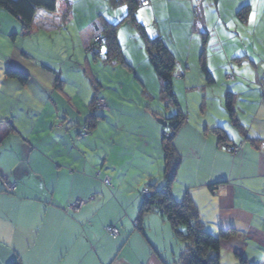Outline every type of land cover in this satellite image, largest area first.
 I'll return each instance as SVG.
<instances>
[{
	"label": "crops",
	"instance_id": "crops-1",
	"mask_svg": "<svg viewBox=\"0 0 264 264\" xmlns=\"http://www.w3.org/2000/svg\"><path fill=\"white\" fill-rule=\"evenodd\" d=\"M171 1L175 2L167 6L170 16L177 11L181 2L185 4L182 8L187 6V15L184 14L183 19L174 24H184L189 38L194 36L196 25L201 28L199 30L203 38L200 39L202 48L198 64L200 65L203 54L207 69V26L204 25L203 12L198 15L194 0ZM244 7L249 8V13L242 25H248L251 6L242 5L240 9ZM151 10H156L154 0H148V5L139 8L135 15L136 20L144 25L141 16L146 15L147 18ZM234 15L236 18V14ZM232 19L231 15L227 16V20L234 23ZM218 21L219 28L216 27L215 32L223 30L228 38H233V34L229 32L231 29H228L232 26L223 23L220 13ZM33 24L34 29L52 32L59 28L60 22L54 13L37 11ZM144 27L147 30L145 25ZM153 28V38H160L166 45L161 31L157 26ZM233 28L236 31L234 35L239 38L237 26ZM164 33L168 37L172 35L169 28L164 29ZM14 41L15 37L11 39L12 43ZM259 42L264 47V40ZM166 47L174 55L167 45ZM143 51L142 46L137 57L140 61L145 57L148 66L147 55ZM121 52L125 63L128 62L126 55ZM247 53V50H236L232 56L248 60ZM19 54L31 70L22 63L14 62L7 69L25 72L30 76L29 83L22 87L5 78L4 73L1 75L0 96L8 101L1 100L3 102L0 103V264H10L14 260H18L20 264H173L178 251L165 254L161 232L156 230L159 226L165 229L167 224L163 220L156 219L151 212L142 217L139 230L133 227L138 221L142 204L138 181H144L143 178L146 177L144 166L157 158L156 143L163 132L161 126L152 122L148 127L145 125L142 132L130 139L132 144L125 145L129 138L120 130V125L113 127V134H98L97 129L105 120L101 116L103 119L98 121L89 137L75 141L71 134L78 128L83 132L86 119L90 115H86L85 121L74 123L71 109L75 110V105L71 95L65 90V78L62 80L61 90H56L53 88V74L42 66L51 69L50 67L33 59L25 51H20ZM224 59L230 62L229 53H224ZM180 66L183 68L180 69L178 78L184 77V71L187 70L184 64ZM58 73L61 78L62 72L58 70ZM245 89L247 91H243ZM226 93L233 95L234 116L243 132L234 129L236 134L230 132L228 135L224 131L223 123L215 120L212 123L210 120L197 122L192 127H188L186 121L174 141L175 150L182 159V166L176 179L180 186L175 187V182L172 192L176 201L186 191L189 192L199 209L204 226L211 225L205 226L209 233L214 234L216 229L212 225H216L223 230H235L245 241L249 238L256 241L254 249L262 253L258 259L250 258L243 250L235 249L233 253H243L252 264H264V101L261 103L264 100L261 99L264 98V72L238 75L224 94ZM242 95L250 96L242 101L246 106L256 105V108H248L243 119L237 111ZM98 98L103 97L98 95ZM223 103L220 100L219 109L225 112ZM88 106L85 109L89 113ZM107 109L111 113L112 104L109 103ZM10 127L15 131L8 133ZM208 127L221 128L226 133L229 146L236 150L235 155L227 152L225 147L217 146L216 138L205 131L209 130ZM77 140L86 142V146H92L94 150L97 145L108 148L102 155L104 157L99 159L101 170L98 169V176L94 174L97 170L96 163L91 162L88 157L82 159L83 153L77 152ZM116 146L117 152L120 148L130 150L131 167L126 171L135 168V176L140 172L136 181L133 178L126 183L129 184L128 187L126 184L121 187L120 184L123 183L114 179L115 174H120L116 167L106 168V172H112L111 178L107 177L108 173H103L104 168L109 165V152L116 151ZM204 157L206 162H217L208 176L205 175L208 169L205 168L203 174L198 171L199 162ZM186 160L187 164L184 163ZM78 161L83 164H77ZM195 161L197 166H194ZM104 177L113 186L110 184L107 187L102 183ZM5 182L13 185L12 191L6 188ZM213 184L218 185L211 193L208 186ZM75 199L84 200L86 204L77 214H68L67 205ZM206 202L208 203L205 204ZM108 226L119 230L118 237L111 238L105 233L104 229ZM167 234H171L170 229Z\"/></svg>",
	"mask_w": 264,
	"mask_h": 264
},
{
	"label": "rangeland",
	"instance_id": "rangeland-1",
	"mask_svg": "<svg viewBox=\"0 0 264 264\" xmlns=\"http://www.w3.org/2000/svg\"><path fill=\"white\" fill-rule=\"evenodd\" d=\"M55 1L56 11L54 16L59 21L65 19V7L69 6L71 13L68 17V22L60 24L59 28L52 32H45L43 29L39 30V28L34 29L29 37H22L20 35L21 27L18 22L0 10V94L2 90L1 75L11 62L15 64L22 63L29 71L31 70L21 57V54H19L20 51H25L26 54L39 62L45 63L53 71L58 72L60 70L62 72L61 78L62 80L65 78L64 80L66 81L65 90L71 95V100L75 105V110L71 109V119H74V123H81L90 115L85 106L87 107L92 99L93 90L88 81L89 76H86L84 71L86 70L88 74L93 76L94 80L100 85L98 95L103 97L105 103L108 100L106 107L110 103L113 109L111 113L107 109L104 110V113L102 111H94L96 116H104L105 118L102 126L97 129L99 135H103L105 132L109 135L113 134V127L120 125V130L129 138L125 145H129L132 144L130 139H133L135 134L142 132L145 125L148 127L151 122L160 125L158 121L169 119L175 115V109L165 106L163 101L160 100L161 86L151 66L146 65L145 57H142V61L137 57L139 48L143 46V43L132 26L131 20L126 18L124 21L127 11L120 13V9L126 7V5L111 7L109 0ZM172 2L175 1L154 0L156 10L149 11L147 18L146 15L144 17L141 16V22L146 26L147 33L152 39L155 36L153 27L157 26V29L162 33L161 35L164 36L166 45L175 55L177 66L172 80V91L182 111L186 112L188 127H192V124L200 123L204 120H210L211 123L215 120L223 123L224 131L228 135H230V132H235L234 134H236L234 127H230V123H227L225 112L219 109V103L220 100L224 102V93L228 87L232 86L235 77L246 73L260 74L261 71L262 73L264 72V47H261L259 42L264 40V0H218L215 2L216 4L213 0H194V7L198 9V15L203 12L204 25L207 26V35L205 34L207 36H205L207 40L205 46L206 66L211 73L214 84L207 83L205 77L201 75L200 65L198 64L202 48V40L200 41V39L203 38L199 30L201 28L196 25L194 36L189 38L184 24H174L176 21L183 19L184 14L187 15V6L182 8L185 4L181 2L178 4L177 11L170 16L167 6ZM242 5L251 6V18L248 25H242L234 17V14ZM219 13L222 21H224L223 23L232 26L228 29H231L229 32L233 34V38H228L223 30L215 32L216 27L219 25ZM230 15L233 17L232 21L234 23L227 20V16ZM102 23L117 26L114 29L113 36L118 46L121 47V51L126 55L125 58L131 63L132 66L126 62L130 68L132 67L131 70L115 63L103 65L102 59L105 58L106 54L105 47L100 46L97 49L92 46L93 35L100 38L98 32L95 31L94 25L99 28ZM234 26L238 28L237 36L240 35L239 38L234 35L236 32L234 31ZM254 27L256 28L254 29ZM167 28L172 32L170 37L164 33V29L167 30ZM13 34L17 35L14 43L11 42L10 37ZM13 45L15 47H12ZM92 50L97 53L96 56ZM236 50H247L248 60L232 56V53ZM144 51L143 54L146 56ZM224 53H229L230 62L224 59ZM232 58L238 60L233 61ZM181 64H184V68L187 67V70L184 71V77L178 78L181 73L180 69L183 68L180 66ZM230 77H233V79ZM12 86L16 89L14 84ZM4 88H6L5 85ZM243 91H247V89ZM245 97L250 96L242 95L237 105L238 115L241 119H243L248 108H256V105L246 106L242 102L245 101ZM261 99L264 98L261 97ZM1 100L8 101L4 96H0V103L3 102ZM262 104L264 105V102ZM95 105L97 106V102ZM208 128L212 129V127ZM74 131L71 135L75 141L78 138L85 139V137H89L82 133L80 128ZM78 140L76 144L79 150L77 152L83 153L82 159L88 157L91 162L96 163L95 168L97 170L95 169L94 174L98 176L99 170H101L99 159L104 157L102 155L108 148H102L97 145L94 150L92 146H86V142H79ZM159 141L160 139H157V158L152 160L151 164L144 166L146 177L143 178L144 181H138L140 185L138 192L140 191L142 200V190L148 188V186H154V189L158 191L164 184L161 176L164 164ZM115 148L116 151L109 152V165L104 168L103 173H108L107 177L111 178L112 172H106V168L109 166L116 167L120 174H115L114 179L123 183L120 184L123 187L124 184L133 178L136 181L140 172H137V176H135L133 175L135 168L126 171L131 167L130 150L125 148L122 150L120 148V151L117 152V146ZM205 157L199 162L198 171L203 174L206 168L208 171L205 172V175L208 176L217 162L213 163L212 160H208L207 164ZM186 162L187 160L184 161L185 164H187ZM194 163V166H197V161ZM77 164H83V162L78 161ZM114 179L112 178V181ZM104 180H102V183ZM134 184L135 182L132 185ZM128 185L126 184L125 186L128 187ZM175 185V187L180 186L177 181ZM75 201L76 199L73 200V202ZM152 213L156 219L163 220L165 225L167 224L165 229L161 226L156 228L158 232H161L160 237L163 239L162 242L164 241L165 243V254L171 251H178L181 243L176 239L177 243L172 239L171 234H167L169 231L167 218L161 217L157 210ZM205 226L209 227L211 225L206 224ZM212 226L216 229L213 235L217 237L219 229L223 228H217L216 225ZM134 228L139 230V228ZM256 244V241L250 238L245 241L244 237L239 233L231 234L228 239L221 240L220 264H236L233 253L235 249L243 250L250 258L256 257L258 259L262 256V253L254 249Z\"/></svg>",
	"mask_w": 264,
	"mask_h": 264
},
{
	"label": "trees",
	"instance_id": "trees-1",
	"mask_svg": "<svg viewBox=\"0 0 264 264\" xmlns=\"http://www.w3.org/2000/svg\"><path fill=\"white\" fill-rule=\"evenodd\" d=\"M213 1L215 3L218 0ZM109 2L111 7L126 5L127 14L126 17H124V21L126 20V18L131 20L132 26L134 27L143 43L148 63L151 66L152 71L161 86L160 100L163 101L165 106H170L175 109L174 116L169 119L161 120L166 123V127L163 128L160 125L163 129V132L160 136L159 145L164 164L161 174L164 184L158 191L154 189V186H148V188L142 190L143 200L138 213V221L136 222L134 227L139 228L138 226L142 224V217L148 213L153 212L154 210H157L161 217L167 218L169 229L171 231L173 239L176 242L178 240L182 244H180V248L177 255L175 256V260H173L172 262L173 264H220L221 240L228 239L231 234L234 235L236 233L235 230L220 229L218 236L215 237L205 229V226L200 217L199 209L191 199L189 192L186 191L179 201L175 200L172 192L173 185L176 182L177 175L182 163L181 156L175 150L174 141L181 127L187 121L186 113L185 111H182V109L178 105L176 97L172 91V80L176 68L174 55L169 51V49L160 38H150L144 25L139 23L135 18L137 10L142 5H148V0H146L145 3H142L140 0H109ZM65 8V19H63V21L61 19V21H59L60 24H66V22H68L69 20L68 17L71 13L70 8L69 6H66ZM0 10L11 16L18 22L21 27L20 35L22 37H29L34 30L33 21L35 19L37 11H43L49 14L54 13L56 11V1L0 0ZM248 13V7L240 9L236 13V19L239 20L238 22L241 24H245V18ZM116 27V25H110L106 23L100 24L99 28L94 25L95 31L98 32V35L101 39L98 36L93 37L92 46L96 47L97 49L100 48V46L105 47L106 54L105 58L102 59L103 65H110L112 63H115L116 65H121L130 69L129 66L125 63L121 49L113 36L114 29ZM15 36L16 35L13 34L10 37L11 39H13ZM97 37L99 42L95 40V38ZM93 52L96 56L97 53L95 51ZM203 60L204 59L202 54L200 62L201 72L204 75L207 83L213 84L214 80L211 77L209 71L206 69ZM42 67L53 74V88H55L56 90H61V88L63 87V82L59 76V73L52 71L44 65ZM84 73L86 74V76H89V78H87L92 87L93 96L88 106L90 116L86 119V128L83 129L82 133L90 135L91 131L95 129L98 121L103 119V117L96 116L94 114V111L104 112V110L98 109L96 107V102L103 101L105 109H107V107L104 99L98 98V92L100 89L99 84L94 80L92 75L87 73L86 70L84 71ZM4 76L9 80L15 81L22 87L26 86L30 81V76L28 74L21 70L12 68L6 69L4 72ZM224 99V108L229 123L232 125V127H234V129L242 133L243 130L234 116L233 95L230 93H226ZM11 131H15L14 128L10 127L8 133ZM205 131L216 138L218 147H225L227 150L229 149V152L231 154H234L235 149L229 146L230 141L228 140L226 133L221 128H213ZM1 140L2 138H0V141ZM103 183L107 187L110 186L108 180L107 184L105 183V181ZM217 185L218 184L209 185V191L211 193L215 191ZM144 191H148L149 195L145 196ZM118 235L116 237H118ZM234 257L236 264H252L243 253L235 252ZM10 264H20V262L18 260H14Z\"/></svg>",
	"mask_w": 264,
	"mask_h": 264
},
{
	"label": "built area",
	"instance_id": "built-area-1",
	"mask_svg": "<svg viewBox=\"0 0 264 264\" xmlns=\"http://www.w3.org/2000/svg\"><path fill=\"white\" fill-rule=\"evenodd\" d=\"M140 1L142 3H145L146 2V0H144V1L143 0H140ZM95 40L97 42H99L98 38H95ZM96 107L98 109L105 110V106L103 104V101H97V106ZM105 183L107 184V180H105ZM5 186H6V188L9 191H12L13 190V186L12 185H9L6 182H5ZM144 195L145 196H148L149 195V192L148 191H144ZM85 204H86V202L83 201V200H76L75 202L70 203V204L67 205L66 212L68 214H72V213L73 214H77ZM105 231L111 237H116L119 234L118 230L116 228H114V227H108V228H106Z\"/></svg>",
	"mask_w": 264,
	"mask_h": 264
},
{
	"label": "water",
	"instance_id": "water-1",
	"mask_svg": "<svg viewBox=\"0 0 264 264\" xmlns=\"http://www.w3.org/2000/svg\"><path fill=\"white\" fill-rule=\"evenodd\" d=\"M158 123H159L163 128L166 127V123H165V122H163V121H158Z\"/></svg>",
	"mask_w": 264,
	"mask_h": 264
},
{
	"label": "snow or ice",
	"instance_id": "snow-or-ice-1",
	"mask_svg": "<svg viewBox=\"0 0 264 264\" xmlns=\"http://www.w3.org/2000/svg\"><path fill=\"white\" fill-rule=\"evenodd\" d=\"M125 11H127L126 7L120 9V13H124ZM141 11H143V9H141Z\"/></svg>",
	"mask_w": 264,
	"mask_h": 264
}]
</instances>
